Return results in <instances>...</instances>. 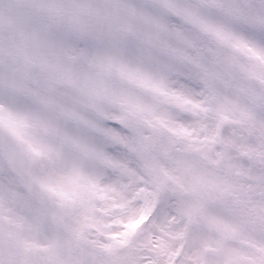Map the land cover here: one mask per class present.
I'll return each mask as SVG.
<instances>
[{
  "label": "snow or ice",
  "instance_id": "snow-or-ice-1",
  "mask_svg": "<svg viewBox=\"0 0 264 264\" xmlns=\"http://www.w3.org/2000/svg\"><path fill=\"white\" fill-rule=\"evenodd\" d=\"M0 264H264V0H0Z\"/></svg>",
  "mask_w": 264,
  "mask_h": 264
}]
</instances>
